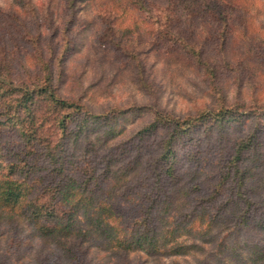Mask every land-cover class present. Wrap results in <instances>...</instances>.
Listing matches in <instances>:
<instances>
[{
    "label": "rangeland",
    "instance_id": "374dc122",
    "mask_svg": "<svg viewBox=\"0 0 264 264\" xmlns=\"http://www.w3.org/2000/svg\"><path fill=\"white\" fill-rule=\"evenodd\" d=\"M136 1L140 8L131 0H0V77L30 82L42 76L41 65L48 61L61 97L79 100L95 113H73L67 137L51 121L29 141V127L5 120L7 97L0 88L3 170L32 181L33 197L42 203L52 200L51 188L64 174L84 179L98 173L106 188L111 170L131 171L140 159L147 172L139 174L142 168L136 165L138 178L112 195L124 223L144 212L142 203H131L124 192L152 186L163 198V190L170 195L188 189V205L212 206L219 213L224 197L212 195L235 144L253 126L261 128L264 143V0L246 1L227 22L224 15H190L180 0ZM190 48L212 69L202 67ZM219 102L251 111L239 121H212L177 134L169 157L176 178L165 175L162 184L152 179L153 161L170 139L172 125L159 121L146 134L141 128L160 114L184 118L217 109ZM46 142L57 147L62 142L63 172L46 155ZM27 209V203L14 211L0 205V264H197L193 256L112 254L89 242L64 249L37 234ZM229 221L222 223L220 236L238 243L257 238L244 226L230 230Z\"/></svg>",
    "mask_w": 264,
    "mask_h": 264
},
{
    "label": "trees",
    "instance_id": "16d2710c",
    "mask_svg": "<svg viewBox=\"0 0 264 264\" xmlns=\"http://www.w3.org/2000/svg\"><path fill=\"white\" fill-rule=\"evenodd\" d=\"M246 1L249 0H180V4L190 15L207 12L215 19L224 15L227 22L230 13L245 6ZM131 5L140 8L136 0H131ZM158 20L156 16L155 22ZM188 50L199 63H203L202 67L212 69L196 50ZM41 67L42 76L30 82L24 81L23 84L0 77V88L5 90L3 95L7 97L5 109L9 110L5 120L17 119L29 127L26 132L29 141L37 138L38 131L51 121L60 129L63 137H67L72 132L70 125L74 119L73 113L95 114L79 100L61 97L54 84L55 72L51 63L44 61ZM218 104L217 109H206L184 118L160 114L141 128L140 132L146 134L151 133L159 121H169L172 125V134L164 150L153 161L154 167L151 163L152 179L156 178L162 184L165 175L176 178L169 157L172 152L171 143L177 134L212 121H239L245 113L251 111L245 105ZM62 109L70 111L61 112ZM256 115L257 112L252 114ZM261 131V128L253 126L235 144L231 157L223 167V174L212 195L215 198L224 197L219 213L212 206L188 205V189L166 195L162 188L163 198L161 189L152 186L149 191L124 192L131 203H142L144 207L140 218L124 223L113 205L112 195L130 180L138 178L139 174L147 172L145 162L140 159L134 163L131 171L120 168L111 170L106 188L102 186L105 179L101 180L98 173L84 179L64 174L51 188L52 200L42 203L33 197V182L16 175L14 170L6 173L0 161V205L14 211L27 203V217L37 234L50 238L64 249L72 250L77 243L81 245L89 242L112 254L143 252L149 257L193 256L197 264H264V143ZM45 144L46 155L54 163V169L63 172L66 155L62 142L58 143V147L51 145V142ZM136 165L138 169L142 168L139 174ZM174 185L177 187L179 184ZM194 187L199 188L197 183ZM183 197H187L186 202L178 200ZM228 221L232 225L230 230L244 226L257 238L238 243L220 236L222 223L227 224ZM210 245L211 249L208 248Z\"/></svg>",
    "mask_w": 264,
    "mask_h": 264
}]
</instances>
